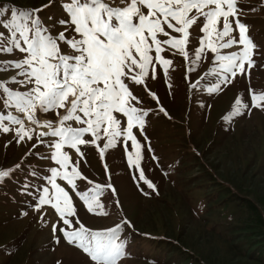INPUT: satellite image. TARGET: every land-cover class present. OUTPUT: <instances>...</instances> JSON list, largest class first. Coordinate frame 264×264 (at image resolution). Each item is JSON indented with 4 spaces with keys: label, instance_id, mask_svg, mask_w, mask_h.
I'll use <instances>...</instances> for the list:
<instances>
[{
    "label": "snow or ice",
    "instance_id": "6c2138e0",
    "mask_svg": "<svg viewBox=\"0 0 264 264\" xmlns=\"http://www.w3.org/2000/svg\"><path fill=\"white\" fill-rule=\"evenodd\" d=\"M245 21L238 0H0V194L50 251L127 264L144 234L113 176L157 192L149 127L178 91L197 111L233 93L228 122L264 112L250 76L264 50Z\"/></svg>",
    "mask_w": 264,
    "mask_h": 264
},
{
    "label": "rangeland",
    "instance_id": "374dc122",
    "mask_svg": "<svg viewBox=\"0 0 264 264\" xmlns=\"http://www.w3.org/2000/svg\"><path fill=\"white\" fill-rule=\"evenodd\" d=\"M238 3L245 6L250 37L264 50L261 0ZM250 76L257 91L264 89V61ZM232 97L230 92L197 111L180 90L167 105L171 119L153 121L149 135L162 160L145 161L146 178L157 187L151 196L142 195L122 170L113 176L129 218L144 234L130 241L127 264H146L145 257L156 264H264V112L228 122ZM5 155L0 144V158ZM81 259L71 246L50 251L47 232L31 215L18 217L0 194V264Z\"/></svg>",
    "mask_w": 264,
    "mask_h": 264
}]
</instances>
